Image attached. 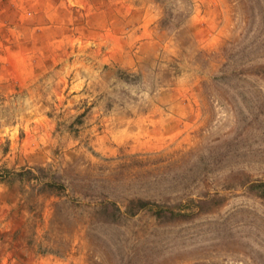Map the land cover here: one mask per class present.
Listing matches in <instances>:
<instances>
[{
  "label": "rangeland",
  "instance_id": "374dc122",
  "mask_svg": "<svg viewBox=\"0 0 264 264\" xmlns=\"http://www.w3.org/2000/svg\"><path fill=\"white\" fill-rule=\"evenodd\" d=\"M0 168V264H264V0H0Z\"/></svg>",
  "mask_w": 264,
  "mask_h": 264
},
{
  "label": "trees",
  "instance_id": "16d2710c",
  "mask_svg": "<svg viewBox=\"0 0 264 264\" xmlns=\"http://www.w3.org/2000/svg\"><path fill=\"white\" fill-rule=\"evenodd\" d=\"M8 174H10V171L7 170V172H3L0 168V176L6 177ZM139 212H145L159 219H166L174 217H189L195 212V210H193L192 206H182V204L171 205L168 202H152L144 199L131 200L127 206V213L130 216H134Z\"/></svg>",
  "mask_w": 264,
  "mask_h": 264
}]
</instances>
